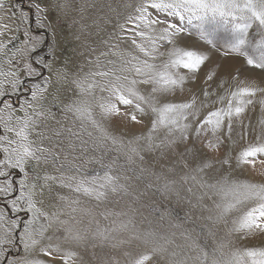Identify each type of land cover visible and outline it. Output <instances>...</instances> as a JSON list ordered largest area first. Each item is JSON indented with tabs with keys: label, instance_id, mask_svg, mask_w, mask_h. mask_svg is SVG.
<instances>
[{
	"label": "rangeland",
	"instance_id": "rangeland-1",
	"mask_svg": "<svg viewBox=\"0 0 264 264\" xmlns=\"http://www.w3.org/2000/svg\"><path fill=\"white\" fill-rule=\"evenodd\" d=\"M140 3L0 0V137L26 143L34 152V156L24 158L23 172L5 169L11 173L14 188L9 195L0 193V213L6 221L24 220L31 239L37 241L30 248L20 245L14 249L8 264H61L60 258L68 253L73 254L68 264H129L130 259L153 247V240L145 243L147 234L171 241L166 244L168 252L159 253L155 264H171L173 250L188 264H200L203 248L206 264H212L230 259L237 250L264 247V238L233 231L240 212L222 215L217 205L230 197L226 191L217 194L209 187L225 180L264 183V157L258 155L254 164L236 163L239 153L259 133V107L245 114L232 140L217 147L209 146L210 132L197 139L189 131V139H181L179 132L167 134L160 129L148 142L151 113L141 124L104 115L101 105L110 93L101 87L107 81L93 73L131 68L125 61L132 57L145 59L125 31L128 18L137 15ZM200 26L201 21L193 20L181 38L186 50H198L209 57L207 66L218 71L219 77L209 85L204 79L205 68L193 80H186L183 91L172 99L180 102L195 97L198 106L207 102L197 118L203 120L208 112L226 106L228 94L238 86L264 79V70L246 63L248 56L259 54L253 51L262 39L258 24L249 29L250 44L243 49L246 56L231 51L234 34L230 26L211 21ZM174 46H161L165 55L154 63L166 62L167 52ZM176 71L187 75L186 70ZM117 74L127 75L129 81L141 79L134 72ZM134 87L141 94L151 88L139 83ZM207 90L212 91L211 97L202 95ZM221 95L225 100L214 103ZM25 121L28 139L21 141L16 132ZM249 125L256 131L240 140L238 134L247 132ZM4 147L11 150L16 144L9 146L0 140V159L4 158ZM16 158L12 153V162ZM205 164L208 167H203ZM101 165L110 166L116 183L123 186V190L109 193L106 201L62 187L70 176L75 177L71 181L74 187L84 177L102 174ZM21 193L44 214L30 225L27 222L33 220V213L19 200ZM14 198L18 201L15 208L11 207ZM98 231L109 238H100ZM16 233L25 235L17 228L14 239ZM45 252L52 253L55 261L45 257Z\"/></svg>",
	"mask_w": 264,
	"mask_h": 264
},
{
	"label": "snow or ice",
	"instance_id": "snow-or-ice-1",
	"mask_svg": "<svg viewBox=\"0 0 264 264\" xmlns=\"http://www.w3.org/2000/svg\"><path fill=\"white\" fill-rule=\"evenodd\" d=\"M3 5L0 4V7ZM137 15L128 18L129 27L125 29L129 33L128 39L131 40L132 46L139 53L143 54L145 59L139 60L132 57L125 61V64L131 65V68H120L116 72L112 70L97 71L93 76L100 77L107 81L101 87V91L107 90L110 93L108 101L101 105L105 116H120L122 121H130L133 124H141L149 113L151 129L146 140L151 142L153 134L160 129L167 134L179 132L181 139H189V131L193 132L197 139L211 134L209 142L210 147H217L226 140H232L236 133L238 123H243L245 114L252 108L259 107L261 116L257 121L259 133L255 136L254 142L250 140L248 146L242 150L236 157L237 165L254 164L255 158L259 155L264 157V79L260 82H245L228 94L227 104L216 110L208 112L203 120H198L200 108L207 107V102L197 104V99L176 102L172 99L178 92L183 91L186 80H193L198 73L207 68L204 75L205 81L209 85L216 82L219 77L218 71L208 68L207 62L209 57L198 50H186L182 34L187 31V26L193 24V20L217 22L230 26L234 34L233 43L230 46L232 52L239 56H246L243 50L246 45L250 44L247 39L249 29L253 24H258L261 31L262 39L255 46L253 51H258V55L248 56L246 63L255 68L264 70V0H141L140 6L136 9ZM175 20L176 22H172ZM123 28V26H121ZM162 28V31L159 29ZM201 35L204 33L201 31ZM139 38L140 42H137ZM169 45H175L167 52L168 59L162 65L154 63L158 57H163L165 52L161 46L167 49ZM133 61H136L133 63ZM152 61V62H150ZM38 64L43 61H37ZM176 70H186L187 75L180 74ZM117 72H134L141 79L128 80V76L118 75ZM38 74V73H35ZM128 82V85L124 83ZM140 85L151 86L150 92L141 94L134 86ZM89 88L92 85H88ZM2 95V93H0ZM205 97H211L212 91L207 90L202 93ZM35 93H33V98ZM225 96L221 95L216 98L214 103L223 102ZM124 106L131 111H121L118 107ZM10 107V106H9ZM193 122L195 127H193ZM27 121L23 127L16 132V136L21 141H27L28 136L25 129ZM12 131V129H8ZM256 131V127L249 125L247 132L239 133V139L243 140L246 136H251ZM0 140L7 142L9 146L16 144V147H4L2 152L5 154L0 159V193L9 195L14 188V182L10 179L11 173L5 169L18 168L21 172L25 157L34 156V152L26 143L7 140L6 137H0ZM175 142V140H173ZM113 143H116L113 139ZM136 151L135 148L132 149ZM16 154L15 162L11 160V154ZM226 162V161H225ZM208 167V165H203ZM102 174L97 172L90 177H84L77 181L73 187L71 181L75 177H68L69 183L62 184L77 194L84 197L95 199L96 201H106L109 193H116L123 190V186L116 183V177L111 172L108 165H101ZM202 170V169H201ZM79 171V170H77ZM47 179H52L48 177ZM26 185H22L25 187ZM217 194L227 192L230 199L226 200L223 205L218 204L221 208L222 215H228L233 211H239L240 215L234 221L233 231L247 235L254 239L264 238V183L241 182L225 180L219 185H209ZM19 200L27 204L28 210L33 213V220L28 221L30 225L35 219L44 214L32 204L31 200H25L21 193ZM79 201H75L78 203ZM18 201L13 199L11 207L15 208ZM23 207V205H21ZM75 211V209H73ZM8 224V227L4 225ZM124 229L128 228L123 224ZM21 228L25 235L19 233L13 235V230ZM42 234V233H41ZM100 238L108 239L109 237L103 232H97ZM27 238V239H26ZM149 240L154 241L153 247L145 253H139L129 260V264H155L158 254L168 252L166 244L171 241L167 237L156 238L154 234H147L145 243ZM37 243L31 239L29 228L25 226V221L16 220L6 221L3 213H0V262L8 264V257L11 252L23 245L24 248H30ZM195 244V242H193ZM203 258L200 264H206L207 252L201 248ZM45 257H51L55 261L52 253L45 252ZM126 255H128L126 253ZM173 259L171 264H188L187 259L180 258L178 252H171ZM73 254L68 253L60 258L61 264H68L72 260ZM212 264H264V247L245 248L232 253L231 258L218 261L214 260Z\"/></svg>",
	"mask_w": 264,
	"mask_h": 264
}]
</instances>
